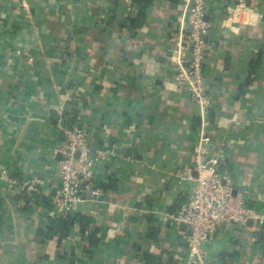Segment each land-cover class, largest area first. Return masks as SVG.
<instances>
[{
  "label": "crops",
  "instance_id": "obj_1",
  "mask_svg": "<svg viewBox=\"0 0 264 264\" xmlns=\"http://www.w3.org/2000/svg\"><path fill=\"white\" fill-rule=\"evenodd\" d=\"M240 1L207 5L208 131L264 213V0ZM182 17V0H0V174L12 180L0 179V264L187 260L189 229L172 218L196 186L186 178L201 115L169 59ZM74 126L119 155L94 172L101 195L75 210L90 229L74 220L61 239L55 150ZM204 253L205 264H264V228L223 225Z\"/></svg>",
  "mask_w": 264,
  "mask_h": 264
},
{
  "label": "built area",
  "instance_id": "obj_2",
  "mask_svg": "<svg viewBox=\"0 0 264 264\" xmlns=\"http://www.w3.org/2000/svg\"><path fill=\"white\" fill-rule=\"evenodd\" d=\"M208 2L182 0V27L169 57L175 81L186 86L201 115L198 140L193 149L195 176L189 174L186 178L196 186L172 218L178 231L182 226L189 229L187 260L183 264H205L204 245L223 225L247 228L251 221L264 228V213L248 203V191L238 190L235 194L237 188L226 170L224 150L213 148V138L208 131L207 115L212 108L204 77L207 36L212 29V23L207 20ZM239 6L247 9L242 0ZM64 131L66 142L55 150V154L62 155L60 184L52 196V213L56 219L67 218L87 198L93 200L101 195V190L92 182L94 172L100 164L119 155L110 147L92 152L90 134L85 129L74 126ZM0 179L12 181L5 171L1 172Z\"/></svg>",
  "mask_w": 264,
  "mask_h": 264
},
{
  "label": "trees",
  "instance_id": "obj_3",
  "mask_svg": "<svg viewBox=\"0 0 264 264\" xmlns=\"http://www.w3.org/2000/svg\"><path fill=\"white\" fill-rule=\"evenodd\" d=\"M142 2L145 3V5L147 6L149 3V0H142ZM70 116H71L70 118H72L70 119L71 121L76 120V117L74 115H70ZM74 220H75V224L80 227V234L82 235H85L92 225V221L90 220V218L85 217L81 214L76 215L74 217ZM53 228L61 239L67 238L68 236L72 234V232H74V225L72 224V217L68 216L67 218L55 219ZM97 232H98L97 229H93L90 232L92 244H93V239L96 238ZM95 241H98V239H95ZM149 255L150 254L146 253L144 256L147 257ZM225 256H226V253H223L221 255V258L223 259ZM156 260H158V258H156Z\"/></svg>",
  "mask_w": 264,
  "mask_h": 264
},
{
  "label": "water",
  "instance_id": "obj_4",
  "mask_svg": "<svg viewBox=\"0 0 264 264\" xmlns=\"http://www.w3.org/2000/svg\"><path fill=\"white\" fill-rule=\"evenodd\" d=\"M263 19H264V15H263ZM97 127H98V125H97ZM96 151H97L96 147H92V152H96ZM59 155L61 156V159H62V155L61 154H59ZM234 192H235V194H237L238 193V189H235ZM75 215H76V211L73 210V211L70 212V216L72 217V224H74ZM248 225H252V222L250 221ZM210 237H209V239H210Z\"/></svg>",
  "mask_w": 264,
  "mask_h": 264
}]
</instances>
